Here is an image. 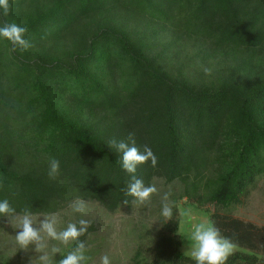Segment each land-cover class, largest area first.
I'll list each match as a JSON object with an SVG mask.
<instances>
[{"label": "trees", "instance_id": "16d2710c", "mask_svg": "<svg viewBox=\"0 0 264 264\" xmlns=\"http://www.w3.org/2000/svg\"><path fill=\"white\" fill-rule=\"evenodd\" d=\"M9 23L30 46L0 40V198L36 215L76 197L130 207L109 142L131 136L157 159L136 177L172 202L131 264H195L180 251L183 199L215 207L210 224L246 250L225 264H264V226L219 212L264 180V0H9Z\"/></svg>", "mask_w": 264, "mask_h": 264}, {"label": "clouds", "instance_id": "9594fccd", "mask_svg": "<svg viewBox=\"0 0 264 264\" xmlns=\"http://www.w3.org/2000/svg\"><path fill=\"white\" fill-rule=\"evenodd\" d=\"M9 0H0V13L7 14ZM27 32L25 27L16 23L0 26V40H7L13 49L26 50L30 45L24 36ZM205 73L210 69L205 68ZM109 148H114L119 154V163L123 171L130 176V183L124 193L125 205L129 203L144 204L156 191L152 185L145 183L136 177V169L146 162L152 167L157 164V159L152 150L144 147L143 151L135 146V141L129 137L128 142L115 140L109 142ZM60 163L55 158L48 161L47 176L56 179L59 174ZM131 198V199H127ZM87 201L76 197L72 199L64 213L51 212L42 214L38 219L36 214L25 209L17 213L7 198H0V218L7 221L11 219V227L16 231L11 241V249L14 254L17 250L35 253L30 257V264H88L89 246L80 237L84 236L90 227V222L82 218L86 214ZM71 214L81 217L75 222L65 223L64 215ZM161 222H168L172 217V209L167 203L161 207ZM191 253L195 264H225L227 257L232 253L233 245L221 236L219 230L212 224H198L191 231ZM62 248L68 251H62ZM61 257L56 260V255ZM0 264H4L0 260ZM100 264H113L112 257L105 254L100 257Z\"/></svg>", "mask_w": 264, "mask_h": 264}, {"label": "rangeland", "instance_id": "374dc122", "mask_svg": "<svg viewBox=\"0 0 264 264\" xmlns=\"http://www.w3.org/2000/svg\"><path fill=\"white\" fill-rule=\"evenodd\" d=\"M152 186L156 191L144 204L133 203L130 207H121L113 213L106 211L97 202L87 201L86 214L82 218L89 220L90 227L93 228L83 240L89 246L88 264H100V257L105 254L112 257L113 264H131L130 259L137 245L149 243L150 240L153 242L162 225L161 207L165 203L171 207L172 202L165 195V191L170 189V186H164L162 181L157 179ZM176 206L179 218L178 235L181 240L180 251L192 258L191 231L198 224H209L210 215L215 207L199 208L186 199L178 201ZM66 210L67 205L58 213H64ZM219 212L257 226H264V180L260 179L256 182L255 187L242 199L240 205L230 209H219ZM37 216H40L38 219L43 218L42 215ZM80 218L71 214L64 215L65 223L75 222ZM11 223V219L7 221L5 218H0V260L10 261L13 264H30L29 258L35 256L31 250L28 252L17 250L12 253L11 241L18 230L13 229ZM66 250L62 248V251ZM236 251L246 250L233 245L232 253ZM58 257L59 254L55 259Z\"/></svg>", "mask_w": 264, "mask_h": 264}]
</instances>
